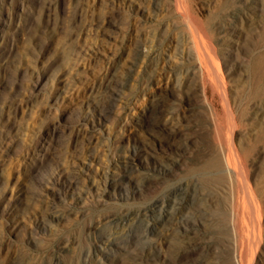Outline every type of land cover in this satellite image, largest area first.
Instances as JSON below:
<instances>
[{
	"label": "rangeland",
	"instance_id": "1",
	"mask_svg": "<svg viewBox=\"0 0 264 264\" xmlns=\"http://www.w3.org/2000/svg\"><path fill=\"white\" fill-rule=\"evenodd\" d=\"M0 264H264V0H0Z\"/></svg>",
	"mask_w": 264,
	"mask_h": 264
},
{
	"label": "bare ground",
	"instance_id": "2",
	"mask_svg": "<svg viewBox=\"0 0 264 264\" xmlns=\"http://www.w3.org/2000/svg\"><path fill=\"white\" fill-rule=\"evenodd\" d=\"M149 113V112H148Z\"/></svg>",
	"mask_w": 264,
	"mask_h": 264
}]
</instances>
